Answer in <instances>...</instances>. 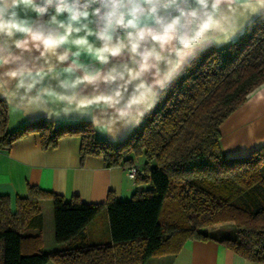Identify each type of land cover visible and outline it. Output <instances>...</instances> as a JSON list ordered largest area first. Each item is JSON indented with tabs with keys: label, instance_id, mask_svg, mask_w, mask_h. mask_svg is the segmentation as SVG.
<instances>
[{
	"label": "trees",
	"instance_id": "obj_1",
	"mask_svg": "<svg viewBox=\"0 0 264 264\" xmlns=\"http://www.w3.org/2000/svg\"><path fill=\"white\" fill-rule=\"evenodd\" d=\"M264 82V13L240 36L210 44L191 58L154 107L118 141L99 137L89 119L62 122L45 115L9 129L0 98V150L38 133L43 148L62 137L80 138L81 161L103 156L107 167L137 166L129 199L110 191L106 201L29 185L14 201L0 194V264H145L178 253L188 240H217L243 257L264 262V145L229 157L220 125ZM144 158L142 165L137 161ZM53 206L54 237L63 248L45 251L41 201ZM105 211L110 239L88 242L86 227ZM223 228L208 230L216 225ZM234 225L233 234L226 225ZM29 230H37L30 233Z\"/></svg>",
	"mask_w": 264,
	"mask_h": 264
},
{
	"label": "clouds",
	"instance_id": "obj_2",
	"mask_svg": "<svg viewBox=\"0 0 264 264\" xmlns=\"http://www.w3.org/2000/svg\"><path fill=\"white\" fill-rule=\"evenodd\" d=\"M261 13L264 0H0V98L49 119L111 112L114 137Z\"/></svg>",
	"mask_w": 264,
	"mask_h": 264
},
{
	"label": "crops",
	"instance_id": "obj_3",
	"mask_svg": "<svg viewBox=\"0 0 264 264\" xmlns=\"http://www.w3.org/2000/svg\"><path fill=\"white\" fill-rule=\"evenodd\" d=\"M259 15L252 16L243 30L234 37L213 45L220 47L237 39L245 27ZM41 116L43 114L25 115L9 105L8 127L13 130ZM81 119L88 118L72 116L57 120L75 122ZM89 120L95 121L96 134L99 137L113 141L125 138L136 124L133 121L127 130L120 131L113 137L101 130V126H112L113 113L100 112ZM220 131L223 152L229 157L247 155L255 148L264 145V82L256 87L222 122ZM79 148L80 138L76 135L62 137L55 147L48 148L42 147L38 133L18 139L9 151L0 150V194L9 195L14 208L15 199L18 196L27 195L29 185H37L62 194L67 199L78 196L84 202L96 203L106 201L110 191L120 199H129L136 190L151 186L150 183H137L135 177L129 176L126 167H107L103 156L88 155L81 161ZM143 162V157L137 161L139 165ZM45 201L51 200L41 201L44 214L41 234L44 244V205L50 209ZM85 231L88 242L108 241L110 232L105 211L93 219ZM29 232L37 233L38 231L29 230ZM53 239L55 237L50 240L54 245ZM63 246V243H57L51 247V250L60 249ZM145 264H264V262L247 259L217 240L195 239L186 241L178 253L152 257Z\"/></svg>",
	"mask_w": 264,
	"mask_h": 264
},
{
	"label": "rangeland",
	"instance_id": "obj_4",
	"mask_svg": "<svg viewBox=\"0 0 264 264\" xmlns=\"http://www.w3.org/2000/svg\"><path fill=\"white\" fill-rule=\"evenodd\" d=\"M45 204H49L50 209H48L47 205H44V213H45V225H44V232H45V244H44V250L48 251L51 250V247L54 246L55 244H57V242L55 241V239H53L54 241H52L53 243H55L54 245L51 244V238L54 237V219H53V206H52V202L51 201H45ZM218 228H223V225H216V226H211L209 228H207L208 230H214V229H218ZM226 228L229 230L228 233L233 234L234 231H232L234 229V225L228 224L226 225ZM59 244V243H58ZM159 257V256H158ZM46 264H54L52 261H49Z\"/></svg>",
	"mask_w": 264,
	"mask_h": 264
},
{
	"label": "built area",
	"instance_id": "obj_5",
	"mask_svg": "<svg viewBox=\"0 0 264 264\" xmlns=\"http://www.w3.org/2000/svg\"><path fill=\"white\" fill-rule=\"evenodd\" d=\"M127 171H128L129 176L134 178L136 173H137V171H138V167L137 166H131V167L128 168Z\"/></svg>",
	"mask_w": 264,
	"mask_h": 264
}]
</instances>
